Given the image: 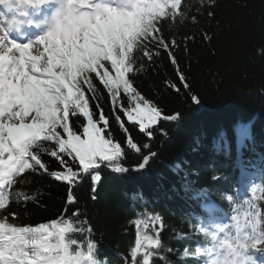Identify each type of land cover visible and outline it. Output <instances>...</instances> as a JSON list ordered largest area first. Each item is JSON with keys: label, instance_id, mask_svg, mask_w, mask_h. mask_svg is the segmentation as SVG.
Masks as SVG:
<instances>
[{"label": "trees", "instance_id": "obj_1", "mask_svg": "<svg viewBox=\"0 0 264 264\" xmlns=\"http://www.w3.org/2000/svg\"><path fill=\"white\" fill-rule=\"evenodd\" d=\"M157 27L159 31L154 35L162 37L169 48L164 49L149 38L142 47L148 55L142 56L140 49L129 79L140 97L160 109L163 116L178 113L177 120L161 118L142 131L138 122L128 121L122 110L113 111L111 94L105 87L94 80V91L85 88L94 120L103 110L109 121L105 134L111 132L112 139L121 144V161L126 157L135 164L138 156L155 152L151 170L146 174L130 172L122 179L103 173L95 199L91 198L87 176L72 186L75 199L71 204L66 182L57 181L42 170H31L16 185L6 209L16 224L33 227L53 220L67 221L74 229L69 237L81 243L92 239L98 245V256L108 258L115 251L126 255L132 240L129 217L133 213L128 195L132 200H138L140 195L162 212L171 227L183 230L185 224L180 215L189 205L187 193L202 183L206 185L208 161L218 162L209 157L215 152L210 139L223 138L229 154L237 141L235 129L240 125L249 128L247 140L256 139L257 150L263 152L258 162L260 157L244 149V156L260 170L254 201L258 219L264 218V0H183L174 22L165 20ZM172 40L176 41L175 46ZM193 94L199 104L191 100ZM139 102L121 90L119 103L125 108ZM116 115H120L123 128L115 120ZM84 124L78 114L70 121L78 133ZM98 126L103 127V122ZM124 128L128 131L124 132ZM148 131L152 132L151 137ZM129 137L140 152L127 145ZM46 153L41 158L49 173L62 170L59 160ZM67 159L76 170V162ZM185 174H190L189 191L178 192L186 180ZM166 237L170 242V234Z\"/></svg>", "mask_w": 264, "mask_h": 264}, {"label": "snow or ice", "instance_id": "obj_2", "mask_svg": "<svg viewBox=\"0 0 264 264\" xmlns=\"http://www.w3.org/2000/svg\"><path fill=\"white\" fill-rule=\"evenodd\" d=\"M44 2L27 0L29 6L43 5ZM47 2L57 3L60 11L55 13L48 29L26 42L10 37V32L20 30L18 18H6L0 22V210H6L9 205L10 195L6 189L11 188L26 170H42L55 180L66 182L69 185L67 200L71 204L75 199L71 188L80 182L82 173L90 175L92 198L95 199L96 185L102 180V165L114 173L126 174L144 170L150 158L156 155H144L143 162L133 169L120 162L123 149L112 139L111 132L105 134L109 121L103 110L98 120H94L89 110V100L82 84H88L89 90L94 91L90 74L94 73L111 94L113 111L122 110L128 121L138 122L142 131L149 125H156L158 119L172 121L179 116L178 113L163 116L160 109L140 97L128 74L133 71L134 49L142 47L149 38L160 47L169 48L162 37L154 34L159 31L157 25L162 18L177 16L182 0ZM6 3L7 0H0V4ZM17 12L18 7L15 8ZM171 43L176 45L175 40ZM172 63H176L174 57ZM179 79L184 81L185 77L180 75ZM121 90L130 99L140 102L135 107L125 108L119 103ZM191 100L200 103L195 94ZM78 113L87 117V123L79 133L69 122L70 116ZM115 120L123 128L120 115H116ZM99 122L104 126H98ZM123 130L128 131L127 128ZM235 134L239 143L248 135V129L237 126ZM148 136H152L151 131ZM45 141L54 142L50 155L59 160L62 170L49 173L41 158L46 151L41 147ZM127 145L140 152L131 137ZM216 147L219 148L220 144L217 143ZM67 158L76 162V170L69 165ZM241 174L244 175L243 169ZM184 187L189 191L187 184ZM207 193L208 190L204 189L194 198L205 200L203 207L207 212L204 218L209 220L216 214L218 205ZM232 199L231 195L227 196L228 201ZM258 216L259 213H253L249 217L251 230L249 232L246 228L242 235L239 226L235 236L221 235L228 233V227L203 228V236L212 246V257L217 251L227 253L222 261L211 258L210 264H236L229 257L238 253L244 254V264H264L252 255L253 251L264 253V218L257 219ZM152 219L159 221L160 217L153 215ZM135 225V247L130 250L132 264H150L151 249L158 248L161 241L141 232V225L145 229L148 227L143 220L137 219ZM73 230L67 221L53 220L50 224L17 227L0 217V264H106L97 258L98 245L92 239L87 240L85 247L69 237ZM138 254H142V260H137Z\"/></svg>", "mask_w": 264, "mask_h": 264}, {"label": "clouds", "instance_id": "obj_3", "mask_svg": "<svg viewBox=\"0 0 264 264\" xmlns=\"http://www.w3.org/2000/svg\"><path fill=\"white\" fill-rule=\"evenodd\" d=\"M17 3L18 0H7V3L5 6L9 7V8H16L17 7ZM60 10L58 9L57 12H59Z\"/></svg>", "mask_w": 264, "mask_h": 264}]
</instances>
